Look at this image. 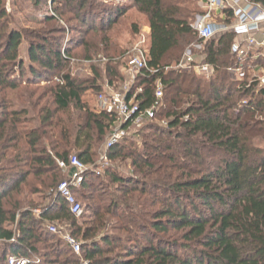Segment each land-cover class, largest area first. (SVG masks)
I'll return each instance as SVG.
<instances>
[{
    "label": "trees",
    "instance_id": "trees-1",
    "mask_svg": "<svg viewBox=\"0 0 264 264\" xmlns=\"http://www.w3.org/2000/svg\"><path fill=\"white\" fill-rule=\"evenodd\" d=\"M27 2L46 10L25 65L23 34L10 28L0 0V88L30 90L21 108L0 106V264L10 257L80 264L49 224L80 242L88 264H264V92L229 73L236 65L234 36L200 40L191 27L201 13L194 0H133L151 30L148 64L158 73L139 76L132 93L141 89L136 100L142 111L149 109L160 79L163 98L155 120L131 129L103 167L99 151L117 117L86 102L103 90L98 67L81 79L71 61L90 59L103 45L107 51L108 33L128 7L105 0ZM65 19L75 24L58 25ZM67 30L73 36L62 50L61 38L50 37ZM194 44L202 45L199 61L214 68L209 78L172 69ZM128 51L104 56L115 90L126 80ZM15 68L27 71L25 80L23 74L12 78ZM42 81L48 84L39 93ZM72 156L93 171L73 191L83 208L79 217L58 195L67 178L59 162Z\"/></svg>",
    "mask_w": 264,
    "mask_h": 264
},
{
    "label": "built area",
    "instance_id": "built-area-1",
    "mask_svg": "<svg viewBox=\"0 0 264 264\" xmlns=\"http://www.w3.org/2000/svg\"><path fill=\"white\" fill-rule=\"evenodd\" d=\"M197 4L201 13L191 24L196 36L207 42L222 35L232 34L235 39L231 46V53L236 58V65L229 69V73L237 81L247 80L250 84L257 83L259 90L264 92V3L255 0H197ZM259 35L261 38H258ZM147 36L146 30L139 33V39L127 52L124 84L115 90L106 80L103 90L96 95L98 112L111 113L117 117V122L106 139L100 158V164L103 167L109 164L107 153L110 149L128 136L131 129L140 128L146 122H153L161 104L163 83L160 79H157L155 83V103L151 108L144 111L140 109L136 99L142 92L141 89L132 93L139 76L150 77L158 73L148 64ZM201 50L202 45L189 46L172 69L181 72L192 71L206 78L211 77L214 74V68L199 61L198 53ZM99 61L106 62L107 59L100 57ZM59 166L67 174V178L60 183L58 195L68 205L70 212L79 217L83 208L73 191L84 183L86 174L93 171L77 156L70 157L67 163L59 162ZM100 170L102 169H95L96 175H101ZM47 229L50 233L61 236L73 253L81 258L80 264H88L82 258V246L76 238L55 225L49 224ZM8 264H27V261L10 257Z\"/></svg>",
    "mask_w": 264,
    "mask_h": 264
},
{
    "label": "rangeland",
    "instance_id": "rangeland-1",
    "mask_svg": "<svg viewBox=\"0 0 264 264\" xmlns=\"http://www.w3.org/2000/svg\"><path fill=\"white\" fill-rule=\"evenodd\" d=\"M6 3V10L7 14L9 15V20L10 23V28L18 30L19 32H22L24 39L22 40L21 43V48H20V60H23L25 65L27 64L28 60V52L30 50V45L33 43L35 44L34 41H38L36 37V32H40L43 29L40 27L42 26L40 23L41 19H43V14L45 13V7L41 8H35L32 7L27 0H3ZM106 4L108 5H116V6H125L128 7L126 10V15L123 17L122 21L120 22L119 25L114 27L109 33V49L105 51L106 45L101 46V51L96 53H91V58L87 60L80 59L78 62L75 60H72L71 63L75 66L72 67V74L78 78L85 79V78H92L94 76V69L98 67L99 73H100V80L99 82L104 85L106 82V76L104 73V62L99 61L100 57H104L105 55H112V54H119L122 50H130L132 46L135 44L137 39L139 37L135 36L134 34V29L133 26H137L138 29V34L141 32H145V28L148 27L147 22L145 18L140 15L135 9H133V0H105ZM34 20L36 22H34ZM33 21V22H32ZM68 20H61L58 25L69 28L68 26H71L72 24L75 23H69L67 22ZM43 27V26H42ZM52 27V26H51ZM55 36H59L61 38V41H59L60 48L64 49L66 46H68V41L70 40V37L73 36V34L70 32V30H67V33H54L50 37V41H56ZM80 38H82V35H77ZM134 39V40H133ZM39 42V41H38ZM38 44V43H37ZM97 45L100 47L99 41ZM149 45V41H148ZM62 49V50H63ZM83 49L74 47V51H77V53H81ZM82 54V53H81ZM84 55V52L82 54V57ZM95 66V67H94ZM97 66V67H96ZM10 70H13V67H9ZM125 66L123 67V74L125 75L124 72ZM11 73V71H10ZM24 75V73H20L17 68L14 69V72H12V78H18L19 75ZM27 74V71H26ZM26 74L23 76V80L26 78ZM57 74L55 73L54 81L59 82L57 79ZM54 82V83H55ZM48 84L45 81L41 82L40 85V90L39 93L43 91V87ZM38 87V86H36ZM22 90L21 92H13V91H4L3 88H0V106H3V103L9 102L8 105H13L17 104L18 107H22L25 105V102L27 100V95L26 91H30L29 89ZM93 93V92H92ZM91 94V93H88ZM39 95V94H38ZM88 96V95H87ZM92 98H87L86 102L92 103L91 106L96 107V98L91 100ZM35 100V98H34ZM92 102H91V101ZM89 103V104H90ZM14 107H9V110H13ZM1 110V109H0ZM7 110V109H3ZM161 127L167 128V123H163V121L157 122ZM107 139V138H106ZM106 139L102 147L100 148L99 152H103L104 150V145L106 143ZM120 172L124 175H129L128 174V168L122 167ZM100 173L102 174V170H100ZM58 229L63 230L58 227Z\"/></svg>",
    "mask_w": 264,
    "mask_h": 264
},
{
    "label": "crops",
    "instance_id": "crops-1",
    "mask_svg": "<svg viewBox=\"0 0 264 264\" xmlns=\"http://www.w3.org/2000/svg\"><path fill=\"white\" fill-rule=\"evenodd\" d=\"M194 1H196V3H197V0H194ZM199 9H200V8H199ZM218 22H222V21H221V20H220V21L218 20ZM145 30H146L147 33H148V36H147V37H148V40H149V36H150L151 30H150L149 27L145 28ZM137 36H138V35H137ZM258 38H261V36L259 35ZM137 40H138V39H137ZM136 42H137V41H136ZM136 42H135V43H136Z\"/></svg>",
    "mask_w": 264,
    "mask_h": 264
}]
</instances>
